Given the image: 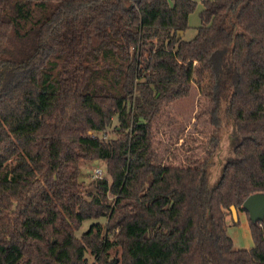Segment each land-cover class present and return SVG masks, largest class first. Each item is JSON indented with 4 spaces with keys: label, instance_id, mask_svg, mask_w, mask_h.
Here are the masks:
<instances>
[{
    "label": "trees",
    "instance_id": "16d2710c",
    "mask_svg": "<svg viewBox=\"0 0 264 264\" xmlns=\"http://www.w3.org/2000/svg\"><path fill=\"white\" fill-rule=\"evenodd\" d=\"M201 5L186 42L194 0H0V264H264V215L241 208L264 195V0ZM201 55L202 156L162 164L157 118ZM86 161L106 170L88 187ZM231 207L252 248L234 249Z\"/></svg>",
    "mask_w": 264,
    "mask_h": 264
},
{
    "label": "rangeland",
    "instance_id": "374dc122",
    "mask_svg": "<svg viewBox=\"0 0 264 264\" xmlns=\"http://www.w3.org/2000/svg\"><path fill=\"white\" fill-rule=\"evenodd\" d=\"M196 7L188 17V27L181 34L183 41L193 40L197 34L199 26V12L202 8V0H194ZM174 56V53L172 54ZM202 57V55H201ZM200 58V57H198ZM204 57L193 59L185 73L180 87V95L173 99L166 107H163L157 118L155 125L154 147L157 152V161L164 163L188 164L195 158L202 156L203 148L199 146L200 142H196L193 137L205 138L201 133L203 125L202 115L197 117L199 111L206 113L209 109L208 90L211 85V78L207 71L203 68ZM229 130L226 126L220 131L219 147L209 161L206 169V181L208 185L215 184L219 176L220 166L228 155L229 146ZM100 169V175L94 174L95 169ZM79 180L88 187L89 183L96 178L106 176L105 166L102 162L86 161L80 165ZM87 189L85 191L88 192ZM234 219V218H233ZM236 221H231L230 215L226 218L227 234L233 242L234 249H249L253 243L250 237L249 223L247 215L242 211H236ZM94 220L83 221L76 236L79 237L85 232ZM89 262L93 259L86 255Z\"/></svg>",
    "mask_w": 264,
    "mask_h": 264
},
{
    "label": "water",
    "instance_id": "95a60500",
    "mask_svg": "<svg viewBox=\"0 0 264 264\" xmlns=\"http://www.w3.org/2000/svg\"><path fill=\"white\" fill-rule=\"evenodd\" d=\"M181 34V33H180ZM97 162V161H95ZM241 208L248 214L252 222L260 221L264 215V195L252 194L242 203ZM232 216L236 219V210L231 207Z\"/></svg>",
    "mask_w": 264,
    "mask_h": 264
},
{
    "label": "built area",
    "instance_id": "2783aa9c",
    "mask_svg": "<svg viewBox=\"0 0 264 264\" xmlns=\"http://www.w3.org/2000/svg\"><path fill=\"white\" fill-rule=\"evenodd\" d=\"M100 173H101V172H100V169H98V168H97V169H95V171H94V174H95L96 176H99V175H100Z\"/></svg>",
    "mask_w": 264,
    "mask_h": 264
}]
</instances>
